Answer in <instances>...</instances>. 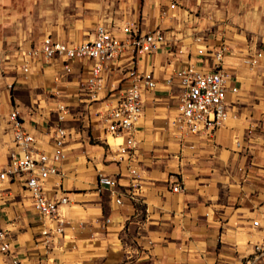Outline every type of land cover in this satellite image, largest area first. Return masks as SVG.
Segmentation results:
<instances>
[{
	"label": "crops",
	"instance_id": "crops-1",
	"mask_svg": "<svg viewBox=\"0 0 264 264\" xmlns=\"http://www.w3.org/2000/svg\"><path fill=\"white\" fill-rule=\"evenodd\" d=\"M168 1L139 0L136 25L141 31L157 24L166 27L178 45L170 52L139 55L126 44L104 70L97 92L100 97L125 87L131 65L152 71L155 85L142 92V112L133 132L136 145L130 153L106 144L103 121L96 114L101 101L78 92V83L89 75V60H71L68 74L58 60H39L14 79L3 58L13 36L3 35L0 27V163L13 149L5 120L10 104L41 150H50L55 125L65 131L58 173L45 182L48 196L67 198L58 207L67 222L55 240L44 241L40 235L45 220L32 210L20 183H0L1 215L18 264H50L51 258L62 264H240L262 236L264 0H176L177 20L159 15ZM130 4L134 8L137 0ZM165 20L170 23L162 24ZM192 30L207 37V51L225 47L228 115L211 134L180 140L172 124L179 88L163 78L178 63L191 61L205 68V61L210 62L208 54L205 61L195 54ZM52 36L79 41L60 33ZM257 50L261 55L250 65L248 57ZM13 81H20L25 104L8 95ZM57 102L67 109L60 120ZM99 173L113 178L114 185H98ZM175 182L179 187L171 190ZM253 218L261 225L253 226Z\"/></svg>",
	"mask_w": 264,
	"mask_h": 264
},
{
	"label": "built area",
	"instance_id": "built-area-1",
	"mask_svg": "<svg viewBox=\"0 0 264 264\" xmlns=\"http://www.w3.org/2000/svg\"><path fill=\"white\" fill-rule=\"evenodd\" d=\"M178 3L169 0L160 10V17L174 15ZM189 35L195 47V54L210 57L205 68L195 62L184 61L176 64L163 78L169 85L179 88L177 104L172 124L179 131V139L187 140L190 136L211 134L227 117L225 92L227 73L222 65L225 47H218L207 51V37L199 30H192ZM178 38L174 37L166 27L158 24L146 31H141L134 22L125 24L118 31L103 22H97L92 32L77 41H66L44 34L36 46L18 47L16 68L22 75L29 72L32 64L39 60H58L60 70L68 74L72 71L71 60H89V75L78 83V92L86 94L90 100H100L101 105L96 114L103 121L104 137L108 146L115 145L120 153H130L136 142L133 132L142 112V92L155 85V77L150 69H138L130 66L129 83L122 89L104 94L100 97L97 92L102 86V74L106 68L114 64L122 55L125 45L139 55H149L156 50L170 52L172 46L178 45ZM181 42V41H180ZM261 55L257 50L248 57L250 65H254ZM57 120L63 118L66 106L57 102ZM11 131L12 147L6 159L0 163V183L4 181H18L28 193L30 206L45 221L39 230L44 241L55 240L63 232V224L67 222L58 211V207L67 202L65 195L48 196L45 182L58 173L57 164L64 157L63 143L65 131L61 126H54L49 134L50 150L44 151L36 146L34 134L23 125V117L15 105L10 104L5 116ZM109 136L113 141L106 139ZM119 138L118 141H114ZM133 172L134 170L131 169ZM115 180L107 175L98 174L97 184L110 188ZM178 183L171 184V190H177ZM1 191V188H0ZM120 202L119 199H116ZM253 226H260L258 218L251 220ZM0 251L7 254L10 264H18L13 255L11 241L4 226V218L0 208ZM50 264H62L58 259L51 258ZM240 264H264V232L253 245V250L245 256Z\"/></svg>",
	"mask_w": 264,
	"mask_h": 264
},
{
	"label": "rangeland",
	"instance_id": "rangeland-1",
	"mask_svg": "<svg viewBox=\"0 0 264 264\" xmlns=\"http://www.w3.org/2000/svg\"><path fill=\"white\" fill-rule=\"evenodd\" d=\"M2 1L1 3L5 7H0V23H2L0 27L3 29L1 33L13 36L3 53L6 55L3 58L7 61L5 68L14 76V79L21 74L16 68L18 60L15 50L28 45L36 46L46 33L50 35L60 33L65 38L80 40L92 32L97 22H103L118 31V28L125 24L129 25L132 21L137 24L140 17L139 0L134 8L131 6L130 0ZM178 11L179 7L176 8L175 14L171 15L175 20L179 17ZM191 11L197 12L196 9H191ZM83 19L88 21H82ZM169 23L165 20L162 24ZM18 83L20 81H13L12 85L7 86L8 95L11 98L14 96L17 99V104H25L26 95L20 91L23 89L17 86ZM108 140L112 142L110 137ZM5 260H8L7 254L0 251V264H5Z\"/></svg>",
	"mask_w": 264,
	"mask_h": 264
}]
</instances>
